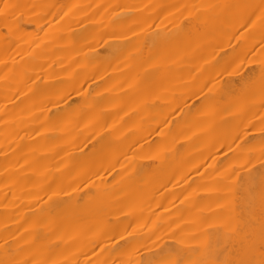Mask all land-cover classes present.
Instances as JSON below:
<instances>
[{
    "label": "bare ground",
    "instance_id": "1",
    "mask_svg": "<svg viewBox=\"0 0 264 264\" xmlns=\"http://www.w3.org/2000/svg\"><path fill=\"white\" fill-rule=\"evenodd\" d=\"M262 39L264 0H0V264H264Z\"/></svg>",
    "mask_w": 264,
    "mask_h": 264
},
{
    "label": "rangeland",
    "instance_id": "2",
    "mask_svg": "<svg viewBox=\"0 0 264 264\" xmlns=\"http://www.w3.org/2000/svg\"><path fill=\"white\" fill-rule=\"evenodd\" d=\"M156 22H157V24L159 23V21H156ZM261 23H262V22H261ZM157 24H156V25H157ZM259 26H260V25H259ZM27 28H28V27H27ZM260 28H261V27H260ZM3 29H4V28H3ZM3 29H2V30H3ZM2 30H1V31H2ZM27 30H28V29H27ZM27 30H25V33H27V32H26ZM30 30H31V27H30ZM33 30H34V29H33ZM33 30L31 31L32 33H34V31H35V30H34V31H33ZM254 30L257 31L258 33L261 31V30H257V28L254 29ZM254 30H253V32L255 33ZM28 31H29V30H28ZM4 32L6 33L5 29H4ZM2 33H3V31H2ZM25 33H24V34H25ZM27 34H28V33H27ZM35 34H40V33H37V32H36ZM39 36H41V35H39ZM5 37H6V38H5ZM4 38H5V39L8 38L6 34L4 35ZM231 38H232V39H229V40H233V37H231ZM260 41H261V40H260ZM6 42H7V41H6ZM263 42H264V40L262 39V41H261L260 44H262ZM230 43L232 44V41H231V42L229 41V43H227V44H230ZM257 43H259V42H257ZM260 44H257V45L260 47V46H261ZM232 45H233V44H232ZM255 45H256V43L254 44V46H255ZM263 45H264V44H263ZM233 46H234V45H233ZM233 46H232V47H233ZM258 46H255V49L258 48ZM262 47H264V46H262ZM260 48H261V47H260ZM260 48H258V49H260ZM228 49H230V47H228ZM252 51L254 52V47H253V50H252ZM252 51L250 52V54H248L247 56H245V57L243 58V60H242V63H241L242 65H241V67H243L244 69L242 68L243 71L241 70V72H240L241 74H243V73L246 74V73H247V75L249 76L248 73H252V75L255 76V74H256V73H255V72H256V69H259V68H256L257 65H255L256 63L259 62V61L256 62V60H258V57H257L256 54H254ZM257 51H258V50H257ZM257 54H259V53L257 52ZM260 54H261V53H260ZM255 56H256V57H255ZM256 58H257V59H256ZM259 58H261L260 55H259ZM261 59H263V58H261ZM261 59H260V60H261ZM262 61H263V60H262ZM262 61H260L261 63L259 62L260 64L258 63V65H259L258 67H261V64H263ZM108 66H109V65H108ZM109 67H110V66H109ZM254 67H255V70H254ZM250 69H253V71H255V72H252V70H250ZM248 70H249V72H247ZM259 70H260V69H259ZM189 71H191V70L189 69ZM250 71H251V72H250ZM193 72H194V71H193ZM217 72H220V71H217ZM217 72H216V73H217ZM196 73H197V74H196ZM196 73H194V74H196V76H194L193 74H191V75H192L193 77L196 78L199 72L197 71ZM223 73L225 74L226 71H225V70L222 71V73H221L222 75L219 76L220 78H221V76H223ZM254 73H255V74H254ZM257 73H258V70H257ZM259 73H260V72H259ZM261 73H262V72H261ZM263 73H264V72H263ZM263 73L261 74V75H263V77H262L261 75L258 74L259 76H261L260 78H264V74H263ZM188 74H189V73H188ZM204 74H205V73H203L202 76H201V74H199L200 77L203 78L202 80H204V77H203V76H205ZM209 74H210V73H209ZM217 74L219 75V73H217ZM189 75H190V74H189ZM199 75H198V77H199ZM210 75H213V74L211 73ZM192 76H190V77L186 76V77H188V79H190ZM206 76H207V74H206ZM206 76H205V77H206ZM214 76H215V75H214ZM248 76H247V77H248ZM250 76H251V75H250ZM250 76H249V77H250ZM254 76H252V77L254 78ZM259 76L255 77V79L258 78ZM184 77H185V76H184ZM186 77H185V78L182 77V78L185 79V80H183L182 78H180V79L182 80V81H181L182 83L180 82V83H177V84H179V85L181 84V85L183 86V85L185 84V82L188 83V81H190L189 84H188V85H190L193 81L196 80L195 78L193 79V77H192V79H191L192 82H191V80H187ZM198 77H197V78H198ZM219 77L217 76V80H218V81L220 80ZM243 77H244V76H243ZM245 77H246V75H245ZM247 77H246V78H247ZM252 77H250V81H251V82H250V83H251L250 86L252 85L251 88H250V86L248 85V84H249L248 82H247L248 84L244 82L245 85L247 84V85L249 86L248 88H250V90L252 89V87H253V88H256V86L259 87V85H260L259 83L261 82V84H262V81H264V79H263V80L260 79L261 81L259 80V83H258V81H256L257 79H256V80H255V79H252ZM206 78H207V77H206ZM206 78H205V79H206ZM210 78H211V77H210ZM214 80H216V78H214V79L212 80L213 84H212L211 81H210L211 86L214 85L215 82L217 81V80H216V81H214ZM247 80H248V78H247ZM247 80H246V81H247ZM178 81H179V80H177V82H178ZM184 81H185V82H184ZM223 81H225V80H223ZM223 81H222V82H223ZM166 82H168V80L165 81V84H166ZM175 82H176V81H175ZM175 82H174V83H175ZM197 82H198V81H197ZM220 82H221V81H220ZM222 82H221V83H222ZM255 82H256L258 85H257ZM169 83H170V81H169ZM171 83H172V81H171ZM171 83L169 84L171 88H172L173 86H176V84H175V85H174V84L171 85ZM253 83H255L256 86H255V84H253ZM98 84H102V82H101V83H97V86H99ZM195 84H196V81H195ZM27 85H28V84H27ZM27 85H26V86H27ZM193 85H194V82H193ZM207 85H208V84H207V82H206V86H207ZM247 85H246L245 87H247ZM253 85H254V86H253ZM263 85H264V84H263ZM82 86H83V87H80L78 90H76L77 88L74 89V88H71V87L65 88L66 91L63 92V95H67L68 98H70V100L73 101V96L71 95V93H72V94H77V92H79L80 94H81V92L83 93V92L85 91V90L83 89L85 86H84V85H82ZM95 86H96V85H95ZM95 86H94V85L91 86L90 91H91V89H93L92 87H95ZM97 86H96V87H97ZM101 86H102V85H101ZM164 86H165V85H164ZM167 86H168V84H167ZM186 86H187V85L185 84V87H184L183 89H181L182 87L180 88L179 86H176V87H177V88H180L181 91H182V90L184 91V89L187 88ZM206 86L204 85V90H206V88H205ZM211 86H210V85L207 86V87H208L207 89L209 90V88H210ZM96 87L94 88L95 90H96ZM99 87H100V86H99ZM242 87H244V86H242ZM261 87H262V89H260ZM69 88H70V89H69ZM97 88H98V87H97ZM100 88L102 89V87H100ZM162 88H165V89H164V90H165V93L168 92V91H166V87H162ZM171 88H170V90H171ZM189 88L192 89V88H194V87H192V85H190ZM212 88H213V87H212ZM260 88L257 89V90L259 91V93H258V91H256V89H255V90L253 89V90L256 91V92L258 93V95H257V93H256L257 97H260V96H261L262 98H264V87H263V86H260ZM167 89H169V88L167 87ZM187 89H188V88H187ZM20 90H22V89H19V91H20ZM83 90H84V91H83ZM174 90H175V88H174ZM174 90H173V91L171 90V92H173V94H175V92H176V91L174 92ZM176 90H177V89H176ZM188 90H189V89H188ZM208 90H206L207 93H208ZM210 90H211V89H210ZM242 90H243V88H242ZM246 90H249V89H246ZM261 90H263V91L261 92ZM19 91H18V92H19ZM98 91H99V90H97V92H98ZM178 91H180V90H178ZM178 91H177V93L175 94V97H176V95H177V97H178V96H181V98H179V97H178V98L181 99V100H182V98H183V100H187V101H184L186 104L189 103L190 100L187 99L188 97L184 98V97H183L184 95H181V94H180V93L183 94V92H180V93L178 94ZM185 91H186V89H185ZM213 91H214V90H213ZM244 91H245V90H244ZM91 92L93 93V94H91V96H93V95L95 96L96 93L94 94V90H92ZM163 92H164V91H163ZM238 92H239V93L241 92V88H240V91L238 90ZM249 92L251 93V91H249ZM249 92L247 91V93H249ZM260 92H261V93H260ZM79 93H78L77 95H79ZM184 93H186V92H184ZM201 93H202V92H201ZM201 93H200V94H201ZM203 93H204V91H203ZM205 93H206V92H205ZM205 93H204V94H205ZM211 93H213V94H212V95H209V94H211ZM211 93H209L208 96H205L204 98L207 99V97L210 98V96H211V97H214V92L211 91ZM236 93H237V92H236ZM242 93H243V95L246 94V92H242ZM242 93H241V95H242ZM250 93H249V94H250ZM236 95H237V94H233V96L231 95L232 99L234 98V100H237V101L239 100L240 103H241V101H245V98H244V97H246V96H244V97L241 98V99H239V98L237 99L238 96L236 97ZM238 95H239V94H238ZM241 95H240V96H241ZM67 96H66V97H67ZM69 96H70V97H69ZM75 96H76V95H74V97H75ZM185 96H186V95H185ZM247 96H248V94H247ZM66 97H65V98H66ZM82 97H83V94L81 95V97H80V96H78V97L76 96L75 98H77V99L80 98V100H81ZM95 97H97V96H95ZM231 97H230V98H231ZM257 97H256V96L253 97V98H256V99H254L253 104L250 105V106H253V105H254V108H255V109H256L258 103H263V104H264V101H263L264 99H263V100H259V98H257ZM98 98H99V97H98ZM230 98H229V97H228V99L226 98V99H227V104H229L228 102H229V99H230ZM235 98H236V99H235ZM247 98H248V97H246V101H247ZM262 98H260V99H262ZM77 99H75V100H77ZM85 99H86V98H85ZM92 99H93V98H92ZM174 99H175V98H174ZM206 99H205V100H206ZM243 99H244V100H243ZM70 100H69L68 102H70ZM80 100H79V101H80ZM96 100H97V99H96ZM98 100H99V99H98ZM176 100H177V102H178V99H177V98H176ZM176 100H175V102H176ZM203 100H204V99H203ZM205 100H204V101H205ZM214 100H215V98L212 100V102H210V100H209V104H210V103L212 104ZM240 100H241V101H240ZM248 100H252V99L248 98ZM82 101H84V98L82 99ZM99 101H100V100H99ZM216 101H217V100H215L214 102H216ZM223 101L225 102V100H223ZM223 101H222V102H223ZM260 101H262V102H260ZM74 102H75V101H74ZM74 102H72V104H73ZM196 102H197L198 104H201V105H202V103H204V102L202 101V99L199 100V101H196ZM206 102H208V100H207ZM206 102H205V103H206ZM224 102H223V103H224ZM239 102H238V103H239ZM247 102H248V101H247ZM247 102L244 103L245 106H246V103H247ZM77 103H78V102H77ZM79 103H80V102H79ZM81 103H82V102H81ZM185 103H184V104H185ZM197 103H194L195 106H197ZM220 103H221V102H220ZM225 103H226V102H225ZM230 103H231V101H230ZM236 103H237V102H236ZM240 103H239V104H240ZM249 103H250V102H248V104H247L248 106H249ZM75 104H76V103H75ZM207 104H208V103H207ZM227 104H226V106H227ZM244 104H243V106H244ZM250 104H251V103H250ZM263 104H262L261 109H260L261 104H260V106L258 105V106H259L258 108L261 110V111H259V112H261V113H255V114H253L254 111H257V110H254V111L252 110V112H253L252 115H253V116L251 115L252 117H250V118L247 119V121L244 123L245 127H243L242 130L240 129V131H238V132H239L238 135H240V133L243 134L244 132H247V131H250V130H258V128H260V127H263V128H264V114L262 113L263 108H264V105H263ZM218 105H219V102H218ZM218 105H217V103H216V104H215V107L218 106ZM241 105H242V104H241ZM241 105H239V106L241 107ZM199 106H200V105H199ZM209 106H210V105H209ZM221 106H222V105H221ZM235 106H236V105H235ZM237 106H238V105H237ZM237 106H236V107H237ZM239 106H238V107H239ZM243 106H242V107H243ZM245 106L243 107V109H244L245 111H247L248 114H250L249 111L247 110V108H246ZM248 106H247V107H248ZM255 106H256V107H255ZM163 107H165V106H163ZM197 107H198V106H197ZM201 107H202V106H201ZM206 107L208 108V106H206ZM206 107H205V106L203 107V110H205V111H203V110L201 109L202 111H199V112H203V114L207 113V112H206ZM223 107H225L224 104H223L222 108H223ZM238 107L236 108V110H235V109L232 110V107H231L232 113H233L234 111L237 112V110H239ZM166 108H167V106H166ZM166 108H164V109L167 111ZM194 108H195V107H194ZM222 108H221V109H222ZM250 108L253 109L252 107H249V109H250ZM162 109H163V108H162ZM179 109H180V110H179ZM179 109H178V107H177V109L174 108V110L171 109V110H173V112H175V113H173V112L169 109L168 112H169L170 114H172L171 116H173V115H174V116H173V118H172V117L170 116V114L168 113V116H167V117H168V118L171 117V119L168 121V118L165 117V119H167V120H165V122L162 124V126H163V125L165 126V125L167 124V122L170 123L172 119H176L175 122H173V123H175L174 126H176V127L178 128V130H180L181 133H182V132H183V133H185V132L188 133V130H189V129H190V130L192 129L191 132L193 131V132L195 133V134H194L195 136L193 137V138H195L196 135H198V134H196V133H198V132H197V131H198L197 129H199V127H198V126H199V123H197V125H198V126L196 127L197 129L194 128V127L196 126L195 122H191L190 124H192V125H188V124L186 123V121H185L184 116H183V113H184V112L181 113V112H180V111H181V108H179ZM195 109H197V108H195ZM210 109H211V108H210ZM178 110H179V111H178ZM208 110H209V108H208ZM217 110H218V108H217ZM219 110H220V108H219ZM219 110H218V111H219ZM231 110H230V108H229V111H230V112L228 111V114L231 113ZM170 111H171L172 113H171ZM193 111L195 112L194 109H193ZM218 111H217V113H218ZM222 111H223V110H222ZM225 111H226V109H225ZM225 111H224V112H225ZM239 111H240V110H239ZM241 111H243V110L241 109ZM241 111H240L239 113H241ZM245 111H244V112H245ZM224 112H222V113H224ZM236 112H234V113H236ZM250 112H251V111H250ZM197 113H198V112H197ZM242 113H243V112H242ZM214 114H215V116L217 115L215 112H214ZM214 114H213L212 116L210 115V118H211V117H214V119H215V118H217V117H220V116H218V115H221L220 112L218 113L217 117H215ZM228 114H225V115H228ZM243 114H244V113H243ZM102 115H103V114H102ZM236 115H238V117L240 116V114H238V112H237ZM244 115H246V112H245ZM169 116H170V117H169ZM175 116H177V117H175ZM193 116H194V115H193ZM195 116H197V115H195ZM195 116H194V117H195ZM198 116H199V114H198ZM200 116H203V117H202L201 119H199L200 117L197 118V119H199V121H202V123H203L204 121H205L204 123H205L206 125H208L209 123H211V122H207V121H209V120H208V119L206 120V119H205L206 117H204V115L200 114ZM174 117H175V118H174ZM185 117H186V115H185ZM221 117H225V116H222V115H221ZM210 118H209V119H210ZM239 118H240V117H239ZM197 119H196V120H197ZM212 119H213V118H212ZM194 120H195V119H194ZM196 120H195V121H196ZM108 121H109V120H108ZM108 121H107V122H108ZM166 121H167V122H166ZM173 121H174V120H173ZM199 121H197V122H199ZM110 122H112V121H110ZM63 123H64V122H63ZM173 123L171 124V126H170V124H167V125L169 126V128L171 127V130H172V125H173ZM204 123H203V124H204ZM65 124H66V123H65ZM193 124H194V125H193ZM203 124H202V125H203ZM205 124H204L203 126L200 124V126L205 127ZM223 124L225 125V123H223ZM249 124H252V127H248L247 125H249ZM167 125H166L165 127H167ZM106 126H107V125H106ZM162 126H160V127H159L160 129L158 128L157 130L164 131L165 128L162 127ZM221 126H222V125H221ZM176 127H173V128H174V129H177ZM163 128H164V130H163ZM169 128H168L167 130H168L169 133H171V132H170L171 130L169 131ZM179 128H180V129H179ZM222 128H223L222 130H221V128H220V131H222L223 133H224L223 130H225V132L227 131L226 128H225L224 126H222ZM193 129H195V130H193ZM190 130H189V133H190ZM196 130H197V131H196ZM204 130H205V128H204ZM173 131H174V130H173ZM217 131H218V130H217ZM229 131H230V130H229ZM229 131H228V132H229ZM176 132H177V131H176ZM193 132H192V133H193ZM202 132H203V131H202ZM263 132H264V129H263ZM164 133H167V132L165 131ZM183 133H182V134H183ZM200 133H201V132H200ZM217 133L219 134V131H218ZM223 133H222V134H223ZM231 133H233V132H231ZM173 134H174V133H173ZM185 135H186V134H185ZM190 135H191V133L189 134V136H190ZM178 136H179V135H178ZM180 136H181V135H180ZM189 136H187V137H189ZM191 136H193V135H191ZM191 136H190V138H187V137H185V138L188 140V139H191V138H192ZM216 136H217V135H216ZM239 137H240V136H239ZM182 138H184V137H182ZM185 138H184V139H185ZM259 138H260L261 140H264V139H263V138H264V135H261V136H258V135L251 136V137H249V140L247 139V140L245 141V143H244L242 146H244V145L248 146V145L251 144V142L258 140ZM186 139H185V140H186ZM237 139H238V137H237ZM237 139H235V140L232 142V143L235 142V143H234L235 146H236V141H237ZM179 140H180V139H179ZM179 140H178V142H179V144H181L182 141H179ZM182 140H183V139H182ZM185 140H184V142H185ZM191 140H192V139H191ZM191 140H190V141H191ZM190 141H188V142H190ZM259 141H260V140H259ZM188 142H186V143H188ZM242 143H243V142H242ZM234 144H233V146H232L231 148L234 147ZM181 145H182V144H181ZM237 146H238V145H237ZM227 148H228V147H227ZM229 148H230V147H229ZM241 148H242V147H240L239 150H240ZM234 149H236V148H234ZM234 149H233V150H234ZM247 149H248V148H246L245 150L247 151ZM222 150H223V152H226V151H225L226 148H225V150H224V149H222ZM222 150H221V151H222ZM228 150H229L228 152L231 151L230 149H228ZM117 151H118V150H117ZM221 151H219V153H220ZM234 151H235V150H234ZM240 151H241V150H240ZM260 151H261V150H260ZM223 152H221L220 154H222ZM228 152H226L224 155H226ZM231 152H232V151H231ZM237 152H239V151L237 150ZM242 152H243V150H242ZM248 152H250L249 149H248ZM257 152H258V151H257ZM257 152H256V153H257ZM261 152H262V151H261ZM251 153H252V152H251ZM262 153H263V152H262ZM220 154L218 155V153H217V156L220 157ZM229 154H230V153H228V155H229ZM231 154H232V153H231ZM231 154H230V155H231ZM253 154H254V152H253ZM258 154H260V153H258ZM224 155H223V156H224ZM232 155H234V153H233ZM250 155H252V154L249 153V158H251V157L253 156V155H252V156L250 157ZM255 156H256V155H255ZM255 156H253V158H254ZM227 157H228V156H226V158H227ZM230 157H231V156H230ZM257 157H258V156H257ZM259 157H260V156H259ZM226 158H222V157H221V159H225V160H226ZM249 158H248V161H249ZM253 158H252V159H253ZM0 159H1V158H0ZM255 159H256V158H255ZM262 159H264V158H262ZM259 160H260V159H258V161H259ZM258 161H257V163H258ZM260 161H261V160H260ZM250 162H251V159H250ZM261 162H262V161H261ZM1 163H2V162H1ZM255 163H256V162H254V164H255ZM257 163H256V164H257ZM259 163H260V162H259ZM243 164H244V163H243ZM243 164H239V165H243ZM254 164H253V165H254ZM256 164L254 165V169L257 168V165H256ZM2 165H3V164H2ZM253 165H251V166H253ZM3 166H4V165H3ZM122 166H123V165H122ZM126 166H127V165H126ZM248 166H249V165H248ZM248 166H246L247 168L245 167L246 170H248V169L251 168V167L248 168ZM255 166H256V168H255ZM0 167H1V165H0ZM4 167H6V166H4ZM2 168H3V167H2ZM121 168H122V169L125 168V164H124V166L121 167ZM121 168H120V169H121ZM237 168H238V167H236V170H237V171H233V172H237V173H239ZM120 169H119V170H120ZM127 169H128V168H127ZM251 169H252V168H251ZM117 170H118V169L112 171V173H115V172H116V173H115V175H116V174H117ZM119 170H118V173H119V174L122 173V170H120L121 172H120ZM233 170H234V169H233ZM241 170H242V169H240V171H241ZM243 170L246 171L245 169H243ZM6 171H9V169L6 170ZM123 171H124V170H123ZM126 171H127V170H126ZM244 171H242V172H244ZM4 172H5V171H4ZM5 173H6V172H5ZM112 173H111V174H112ZM123 173H124V172H123ZM8 174H9V173L7 172V175H8ZM111 174H110V176H111ZM239 174H240V173H239ZM241 174H242V173H241ZM241 174H240V175H241ZM115 175H114V176H115ZM237 175H238V174H237ZM242 175H243V174H242ZM242 175H241V176H242ZM110 176H109V177H110ZM241 176H239V177L241 178ZM111 177H113V176H111ZM111 177L109 178V180L111 179ZM239 177H238V178H239ZM114 180H115V179H114ZM112 181H113V178H112ZM159 209H160V208H158V210H159ZM155 210H156V209H155ZM158 210H157V211H158ZM157 211H156V212H157ZM162 211H163V210H162ZM162 211L160 210V212H162ZM7 224H10V223H7ZM10 225H11V224H10ZM4 226H5V225H3V228H4ZM7 226H9V225H7ZM7 226H5V228H6ZM3 228H2V229H3ZM5 228H4V229H5ZM8 229H9V228H8ZM13 234H14V233H13ZM13 234H12V233L10 234V238H12V239L14 238V237H11V235L14 236ZM10 240H11V239H10ZM24 244H26V243H24ZM41 260H42V259H41ZM41 260H40V261H41ZM29 261H30V260H29ZM40 261H39V262H40ZM27 262H28V261H27ZM37 263H38V262H37ZM23 264H24V263H23ZM25 264H26V263H25ZM31 264H33V263L31 262Z\"/></svg>",
    "mask_w": 264,
    "mask_h": 264
}]
</instances>
